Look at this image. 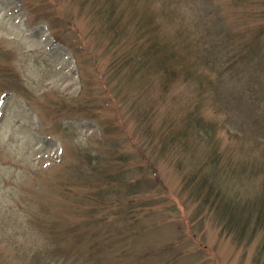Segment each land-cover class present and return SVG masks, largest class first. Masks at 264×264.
Here are the masks:
<instances>
[{
  "label": "rangeland",
  "instance_id": "rangeland-1",
  "mask_svg": "<svg viewBox=\"0 0 264 264\" xmlns=\"http://www.w3.org/2000/svg\"><path fill=\"white\" fill-rule=\"evenodd\" d=\"M105 1L0 0V264H264V231L238 243L184 188L204 156L217 153L247 165L230 191L246 201L264 193V47L240 62L244 51L229 52L233 40L254 35L238 32L264 23V5L116 0L127 24L119 33H138V21L153 12L161 36L181 35L189 48L195 78L176 80L167 94L157 81L150 91L159 123L171 114L170 136L188 119L195 125L201 118L207 129L206 140L191 135L173 147L159 134L152 144L144 140L130 109L135 91L115 79ZM230 57L233 71L224 67ZM104 85L129 95L119 107L139 148L125 132L103 133L115 116L114 105L100 101ZM86 102L97 118L87 115ZM112 151L128 161H109ZM87 152L100 163H88ZM135 181L139 193L127 187Z\"/></svg>",
  "mask_w": 264,
  "mask_h": 264
},
{
  "label": "trees",
  "instance_id": "trees-1",
  "mask_svg": "<svg viewBox=\"0 0 264 264\" xmlns=\"http://www.w3.org/2000/svg\"><path fill=\"white\" fill-rule=\"evenodd\" d=\"M244 1L240 0V2ZM105 3L108 7L101 9V16H105H103L105 19L101 17V20L102 22L103 20L106 21V29L105 26L104 29L109 31V33L106 31L107 33H104V37L109 41V51L116 53V56L110 62V66L113 69L110 68L114 71L115 79H118L120 84L121 82H126L135 91L136 95L131 100L130 109L135 114L138 125L144 131V140L152 144L154 135L159 134L161 143L172 145L173 147L178 144H185L186 139L191 135L196 136L198 134V140H206V136L203 133L206 127L203 125L201 118L196 120L195 125L188 119L181 129L174 131L173 135L170 136L169 131H171L172 123H169L168 120L171 114H168V117L159 123V110H156V102L151 98L152 92L150 91L157 85V81H160L159 84L162 86L161 94H165V92L167 94L169 86L176 80L181 78L183 81H189L195 78L194 73L190 72L187 59L190 51L184 53V51L189 49L184 43L186 41H182L181 35H178L175 41L165 40L159 33L160 28L154 21L153 12H151L152 14L144 15L138 21V33H131L129 37L126 33H119L125 30L127 24L117 16L116 0H106ZM259 3L264 5V0H259ZM103 25H105L104 22ZM226 28L229 30L228 27ZM238 33H254V35H251L248 39L238 37L233 40L235 42L229 52L232 51L235 57H240V54L243 53L242 51L245 52L243 53L245 55L237 59V61L244 59L245 56L248 58L256 57L264 47V42L260 43L261 40L259 39L261 33H264V23L244 28L243 32ZM74 51L77 52L75 49ZM231 60L233 59L230 57L224 66L227 71H230L231 68V71L235 69V66L230 63ZM207 63L212 64L214 60L210 61L208 59ZM200 79L202 85L206 83L201 77ZM104 86L105 96L100 101L109 106L114 105L115 116L112 126L110 125L111 129H106L107 131L105 132L104 130L103 133L110 135L115 131L125 132L133 147L139 148L134 135L125 128L119 107V103L123 104L125 100L130 99L129 95H121L122 93L120 94V91H117L118 85L114 89ZM119 96L122 97L120 98ZM146 96L149 99L148 104L146 106L139 105L138 103ZM84 105L85 112L91 113L86 114L89 117L94 116L97 118L98 112L94 109L95 104L91 105V102H86ZM156 139L154 138V141ZM81 150L87 151L86 147ZM118 152H109L108 160L127 162V156L123 152H120V154ZM89 154L87 152L84 158L88 163L93 164L95 160L97 164L100 163L101 157H92ZM140 159L146 160V156ZM97 164L95 169L98 168ZM148 165L155 174L156 188H158L161 181L157 171L150 161H148ZM242 166L235 164L232 158L224 159L217 153L206 155L191 176L186 179L184 188L193 193L196 199L204 206L209 207L212 212L219 215L222 233L231 234L238 243L246 241V244H250L256 234L264 231V193L256 201H246L233 191H230L231 189L235 191L236 177L241 176L248 170L246 164ZM82 171L85 170L82 169ZM111 177L114 180L117 178L114 175ZM128 185L127 187L133 193H139L140 188L143 187L140 186V181L130 182ZM143 189L147 190V188ZM150 204L151 201L148 200L146 203L143 202V205H137L135 209L145 205L149 206Z\"/></svg>",
  "mask_w": 264,
  "mask_h": 264
}]
</instances>
